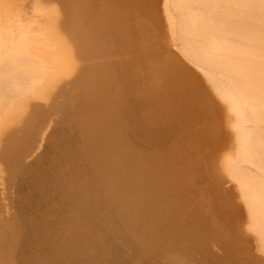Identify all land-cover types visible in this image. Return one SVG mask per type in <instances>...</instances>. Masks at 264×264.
I'll list each match as a JSON object with an SVG mask.
<instances>
[{
	"label": "bare ground",
	"instance_id": "1",
	"mask_svg": "<svg viewBox=\"0 0 264 264\" xmlns=\"http://www.w3.org/2000/svg\"><path fill=\"white\" fill-rule=\"evenodd\" d=\"M58 1L0 17V125L73 78L9 137L15 182L62 113L0 264H264V0Z\"/></svg>",
	"mask_w": 264,
	"mask_h": 264
},
{
	"label": "rangeland",
	"instance_id": "2",
	"mask_svg": "<svg viewBox=\"0 0 264 264\" xmlns=\"http://www.w3.org/2000/svg\"><path fill=\"white\" fill-rule=\"evenodd\" d=\"M37 5H42V6L44 5L46 7H50L51 5H56L57 7L60 8V10L62 9L61 12H64V9H65L63 6H61L62 4L59 3L58 0H0V12H1L0 17H2V19L4 20L3 22L6 21L5 24H7V21H8L7 16L9 14L5 15L6 12L11 11L9 13L12 16H16V15L17 16H25V14L31 15L34 12L35 7ZM62 15H63V13L61 14V16ZM62 17H64V16H62ZM62 17H60V18H62ZM58 25L59 24L56 25L58 28V30H57L58 33L60 31L63 33L65 30L61 28L62 26H60V25L58 26ZM61 32H60V34L62 35ZM66 32L63 33L64 37L66 36L67 38H70V36L67 34L68 32L67 33ZM70 53L71 54L73 53V47H71V51L69 52V54ZM68 77H70V76H63L62 75L59 78L57 77V80L55 82L50 83L48 86L47 92H46L47 96L45 98H43V99H34V98L30 99L28 102L29 105L27 106L28 107L27 110H29V112L26 111L27 113H24L22 115L23 117L20 116L21 118H19V119H22V121L19 120L18 123H16L17 121L16 122L8 121V122L0 125V230H2L1 229L2 228L1 223L4 221L3 219H5V220L12 219V217H14V215H16L18 218H19V216L21 218V215H23V214L25 217H26V214L27 215H34V216L38 215V213H37L38 211H37L36 206L34 204V200L31 199V197L33 198V196L36 197L37 193H36L34 188L29 186L30 185L29 184V181H30L29 180L30 179L29 173L30 172L31 173L34 172V174L35 173H37V174L41 173L42 175H43V173H46V174H44V176L48 175L51 178V176H52L51 173L53 170L51 169L50 164L45 160V157H48L52 151L51 144L49 143V141H50L49 138L53 135V133L55 132V129H57L59 127L60 119H62V118H60L62 116L61 111L56 110L54 112H51L50 117L52 116V118H51L52 122H49V124L51 123V127L48 129L49 130L47 133L48 138H46V140L44 141L43 147L41 148V150H39L32 157H30L26 160V162H27L26 164H28V166L25 168L24 171L22 170L21 174H19L18 177H16L15 182L13 181V178H12V176L14 175L12 173V169H13V167L11 166L12 164L6 159L4 152H5V149L8 147V143L11 140V138L21 136L20 135V134H22L21 132H23L25 130V128H26L25 119L28 118L29 114H32V113L42 114L46 111L48 112V111L52 110L53 108H56L55 106H57L58 104H62L66 101L67 94L70 91V84H71V81L73 79L72 77H70V78H68ZM17 134H19V135H17ZM9 137H11V138L9 139ZM41 156H43L44 159L41 163H39L37 161V158H39ZM27 209H28V211H27ZM34 212H36V213H34ZM2 231H0V234H2ZM24 232L27 235L29 234V232L27 230H24ZM29 240H31V237H27L24 235L21 242L19 243V247H18L19 250H17V258H16L18 260L17 261L18 264H21V262H23L25 259H27V257L29 258V253H28V252H30L29 251V247H30ZM2 246H4V247L0 246V252L2 251L1 249H3V248H4V250L8 249L7 248L8 245H2ZM113 252L115 253L114 250L112 251V253ZM221 253H222V251H221ZM124 256H127V254H124ZM125 261H127V259ZM99 263H102V262H99ZM92 264H93V262H92Z\"/></svg>",
	"mask_w": 264,
	"mask_h": 264
}]
</instances>
